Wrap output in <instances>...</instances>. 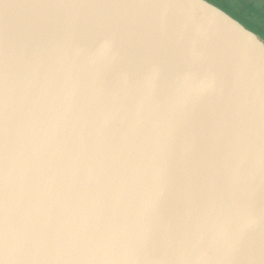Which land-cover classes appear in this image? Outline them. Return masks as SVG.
Returning <instances> with one entry per match:
<instances>
[{"label": "water", "instance_id": "obj_1", "mask_svg": "<svg viewBox=\"0 0 264 264\" xmlns=\"http://www.w3.org/2000/svg\"><path fill=\"white\" fill-rule=\"evenodd\" d=\"M0 264H264V38L208 0H0Z\"/></svg>", "mask_w": 264, "mask_h": 264}, {"label": "trees", "instance_id": "obj_2", "mask_svg": "<svg viewBox=\"0 0 264 264\" xmlns=\"http://www.w3.org/2000/svg\"><path fill=\"white\" fill-rule=\"evenodd\" d=\"M236 1L240 2L239 5L240 11L238 14L242 15L244 19H247L248 22L255 27L256 31L248 27V25L246 26L241 20H239L232 14L230 15L233 16L235 19H237L239 22H241L248 29L254 31L259 36L264 38V0H236Z\"/></svg>", "mask_w": 264, "mask_h": 264}, {"label": "rangeland", "instance_id": "obj_3", "mask_svg": "<svg viewBox=\"0 0 264 264\" xmlns=\"http://www.w3.org/2000/svg\"><path fill=\"white\" fill-rule=\"evenodd\" d=\"M229 14H232L239 20H241L246 26L250 27L251 29L255 30V27L251 25L247 19H244L242 15L238 14L240 11V2L236 0H210ZM256 31V30H255Z\"/></svg>", "mask_w": 264, "mask_h": 264}]
</instances>
